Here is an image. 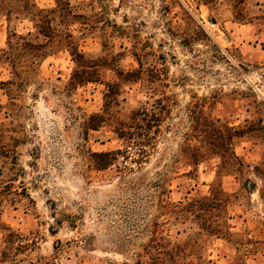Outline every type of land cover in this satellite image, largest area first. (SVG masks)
<instances>
[{"label":"rangeland","instance_id":"obj_1","mask_svg":"<svg viewBox=\"0 0 264 264\" xmlns=\"http://www.w3.org/2000/svg\"><path fill=\"white\" fill-rule=\"evenodd\" d=\"M0 145V264H264V0H0Z\"/></svg>","mask_w":264,"mask_h":264},{"label":"trees","instance_id":"obj_2","mask_svg":"<svg viewBox=\"0 0 264 264\" xmlns=\"http://www.w3.org/2000/svg\"><path fill=\"white\" fill-rule=\"evenodd\" d=\"M135 58H136V61L138 62V64L140 65V61L138 60L137 56H135ZM110 89L111 88L109 87V90ZM120 131H121L120 128H117V135H118L117 137H118L119 140H122L123 141L124 149L123 150L109 151V152L103 153V154H98L102 158H107V163L105 165L107 168L110 165H112L114 161L117 160V156H119L120 154H122L125 158L130 157L129 156L130 151L131 150H134V149H135V151H137V155L139 157H141L142 159L145 158L146 152H145V150H143V147H145V146H144L143 142H141V140L138 138V135L135 134V132H133L134 129L132 127L128 126L127 128H124V131H126V132H123V131L120 132ZM214 131L216 132V134H218V132L216 130H214ZM149 140H150V138L148 139V141ZM3 158L9 159L10 158V153H9V150H6V148L4 149L3 145H0V160L3 159ZM195 165H197V162L194 163V166ZM218 179H219V173H217L216 180H215V182L211 186V193L214 192L215 184L216 183H217L216 186L219 189L218 190V194L219 193L220 194L223 193L221 191V184H220V182H219ZM209 199L211 200V198H209ZM203 200H207V199L205 198ZM214 204L218 205L217 203H214ZM178 248H180V247L176 245L174 247V250H177ZM158 256H160V255H158ZM158 263L164 264V261L162 259H160Z\"/></svg>","mask_w":264,"mask_h":264},{"label":"crops","instance_id":"obj_3","mask_svg":"<svg viewBox=\"0 0 264 264\" xmlns=\"http://www.w3.org/2000/svg\"><path fill=\"white\" fill-rule=\"evenodd\" d=\"M231 220V219H230ZM230 220L228 219V221L230 222ZM237 225V224H236ZM228 228L231 230V227L228 225ZM238 230L240 231V232H242V231H244L243 230V228L240 226L239 228H238Z\"/></svg>","mask_w":264,"mask_h":264}]
</instances>
